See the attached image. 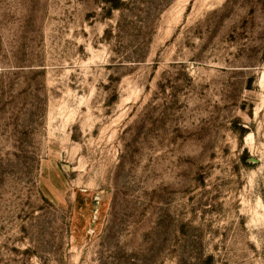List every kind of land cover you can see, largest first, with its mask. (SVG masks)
Masks as SVG:
<instances>
[{"label": "rangeland", "instance_id": "obj_1", "mask_svg": "<svg viewBox=\"0 0 264 264\" xmlns=\"http://www.w3.org/2000/svg\"><path fill=\"white\" fill-rule=\"evenodd\" d=\"M0 264H264V0H0Z\"/></svg>", "mask_w": 264, "mask_h": 264}]
</instances>
